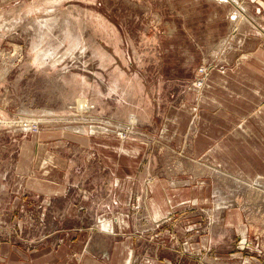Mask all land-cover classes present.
<instances>
[{"label": "rangeland", "instance_id": "obj_1", "mask_svg": "<svg viewBox=\"0 0 264 264\" xmlns=\"http://www.w3.org/2000/svg\"><path fill=\"white\" fill-rule=\"evenodd\" d=\"M237 1L0 0V263L104 255L130 214L138 255L264 264V0Z\"/></svg>", "mask_w": 264, "mask_h": 264}, {"label": "crops", "instance_id": "obj_2", "mask_svg": "<svg viewBox=\"0 0 264 264\" xmlns=\"http://www.w3.org/2000/svg\"><path fill=\"white\" fill-rule=\"evenodd\" d=\"M251 39V38H250ZM249 39V40H250ZM247 56L244 54L241 58L244 60ZM260 59V56L257 57V60ZM244 126V125H243ZM241 126V128H243ZM46 163V162H45ZM51 163V161L49 162ZM50 165V164H45ZM221 165V164H220ZM222 166H224L222 164ZM264 168V167H263ZM163 196L161 195V198ZM186 202V201H184ZM174 203V202H173ZM151 208L154 211V216H152L156 221L163 219L160 218L162 214H165V210L169 209L166 201L163 200V202H159L157 199H153L151 201ZM160 212V214H159ZM159 214V215H158ZM114 218V217H113ZM109 217V220L103 221V226L105 229H101L97 232H95L99 237H109L112 235H115L114 240L111 241V248H104V255L98 254L92 250L91 247V238L89 237V234L86 236L85 240L78 242L79 248L76 250L77 254L74 255L72 253V249L70 248V243L60 248L58 251H52L49 249V256L48 257H42L39 255L38 258H33V261L27 263V264H170L168 259V253L164 252V255L161 254L160 257L153 256L150 254L145 255H138V251H140L139 243L136 241V238L131 236V229L132 226V218L130 214H121L115 217L116 226L114 225V219ZM107 219V218H106ZM242 220V217H239V223L237 224L242 228L245 229L244 225L240 223ZM108 221L111 222V228L108 227L107 223ZM116 227V232H115ZM117 228L119 232L117 231ZM83 235V234H82ZM195 236H193L191 239L193 240ZM206 238L199 237L195 242H191L190 239L185 243L187 251H194L192 246L196 247V251H200L202 245H207ZM161 247V246H160ZM9 250V249H8ZM2 251V252H1ZM108 251V252H107ZM160 251L162 252V248H160ZM3 254V250H0V255ZM78 255V256H77ZM77 256V257H75ZM16 260L18 261V257L16 256ZM7 261V260H6ZM0 264H5L4 262ZM8 264V261L6 262ZM14 264V263H10ZM174 264V263H173ZM179 264V263H175ZM186 264H193L191 262H186Z\"/></svg>", "mask_w": 264, "mask_h": 264}, {"label": "bare ground", "instance_id": "obj_3", "mask_svg": "<svg viewBox=\"0 0 264 264\" xmlns=\"http://www.w3.org/2000/svg\"><path fill=\"white\" fill-rule=\"evenodd\" d=\"M226 1H233L235 4H236V6H237V8H238V10L234 13L235 14V16L234 17H236V18H243L244 17V20H245V18H250V16L248 15V8L246 7V6H243V5H241V3H239L237 0H226ZM252 17V16H251ZM238 18V19H239ZM239 22V21H238ZM258 24V23H257ZM259 25V24H258ZM257 25V26H258ZM256 26V27H257ZM261 27V26H260ZM236 33H234V35H235ZM229 41V40H228ZM222 50V49H221ZM223 58V57H222ZM46 164H50L49 163V161L48 162H46ZM170 208V207H169ZM170 210L169 209H167V210H165V212H169ZM159 214H160V212H159ZM158 214V215H159ZM161 215V214H160ZM105 220H109V219H105ZM107 225H108V227H112L111 226V222L110 221H108V223H107Z\"/></svg>", "mask_w": 264, "mask_h": 264}]
</instances>
